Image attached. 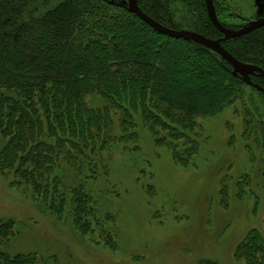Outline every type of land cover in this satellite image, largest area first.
Masks as SVG:
<instances>
[{"label":"trees","instance_id":"16d2710c","mask_svg":"<svg viewBox=\"0 0 264 264\" xmlns=\"http://www.w3.org/2000/svg\"><path fill=\"white\" fill-rule=\"evenodd\" d=\"M138 1L144 14L169 29L223 38L206 0ZM213 2L224 28L239 31L249 21L236 16L243 22L232 23L226 0ZM179 5L192 8L194 17L183 18ZM222 45L239 62L264 70V27ZM251 81L264 89V78L254 75ZM249 89L264 96L234 76L215 52L157 32L126 5L0 0L1 168L47 209L59 216L70 211L83 235L93 233L97 223L94 197L84 185L67 187L58 170L69 167L81 180H93L103 169L99 160L105 151L138 140L137 116L158 146L188 165L199 151V120L219 115ZM91 97L109 105L92 108ZM119 115L117 137L112 130ZM245 121L264 152V120ZM15 233L13 220L0 221V248ZM0 264L39 261L34 254L0 252Z\"/></svg>","mask_w":264,"mask_h":264},{"label":"rangeland","instance_id":"374dc122","mask_svg":"<svg viewBox=\"0 0 264 264\" xmlns=\"http://www.w3.org/2000/svg\"><path fill=\"white\" fill-rule=\"evenodd\" d=\"M108 1L128 6V0ZM226 2L234 24L243 22L236 16H256L253 0ZM179 6L183 18L194 17L192 8ZM89 105L109 102L91 97ZM246 119L264 120V96L251 89L219 115L199 120V151L182 165L137 116L138 140L105 151L93 180L69 167L58 170L67 187L84 185L94 197L97 223L89 235L70 211L59 216L47 209L0 165V221L16 224L0 252L34 254L39 264H264V152Z\"/></svg>","mask_w":264,"mask_h":264},{"label":"water","instance_id":"95a60500","mask_svg":"<svg viewBox=\"0 0 264 264\" xmlns=\"http://www.w3.org/2000/svg\"><path fill=\"white\" fill-rule=\"evenodd\" d=\"M253 1L255 3V6L257 7L258 19L251 22L249 25L239 31H232L224 28L220 24L213 0H206L209 18L213 25L216 27V29L223 35V38L220 40H211L198 33L191 31H177L169 29L144 14L139 7L138 0H128L127 8L129 12L137 15L140 19H142L154 30L161 34L175 39H184L186 41H192L215 52L232 66L234 76L240 77L249 86L253 87L258 92L264 94V89L259 87L258 85H255L251 81V77L254 75H259L260 77L264 78V70L239 62L222 45L223 42H227L233 39L249 35L250 33L264 27V0Z\"/></svg>","mask_w":264,"mask_h":264},{"label":"flooded vegetation","instance_id":"af4514ba","mask_svg":"<svg viewBox=\"0 0 264 264\" xmlns=\"http://www.w3.org/2000/svg\"><path fill=\"white\" fill-rule=\"evenodd\" d=\"M256 9H257V7H256ZM257 19H258V17H257V13H256V16H255V17L249 18V21L246 22L245 27H246L247 25H249L251 22H253V21L257 20ZM243 28H244V27H243Z\"/></svg>","mask_w":264,"mask_h":264}]
</instances>
